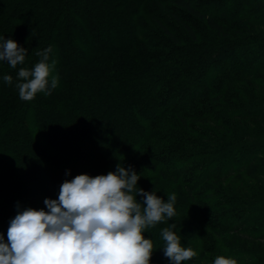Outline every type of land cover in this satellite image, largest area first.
Segmentation results:
<instances>
[{"label": "trees", "instance_id": "1", "mask_svg": "<svg viewBox=\"0 0 264 264\" xmlns=\"http://www.w3.org/2000/svg\"><path fill=\"white\" fill-rule=\"evenodd\" d=\"M237 1L0 0V43L10 38L27 49L16 69L0 61L4 242L17 213L47 210L44 200L58 199L65 180L120 165L139 175L137 189L165 201L177 197L176 215L145 230L154 243L150 264H172L161 231L173 223L181 245L197 253L184 264L228 254L203 235L230 233L211 219L232 192L214 191L226 204L211 203L207 185L228 184L244 169L219 171L236 160L229 149L235 144L224 145L199 125L220 123L219 115L238 118L235 135L244 143L237 155L264 153V97L255 100L264 96V0ZM50 46L58 86L20 99L19 68L32 69L36 53ZM228 203L234 214L246 211Z\"/></svg>", "mask_w": 264, "mask_h": 264}, {"label": "clouds", "instance_id": "2", "mask_svg": "<svg viewBox=\"0 0 264 264\" xmlns=\"http://www.w3.org/2000/svg\"><path fill=\"white\" fill-rule=\"evenodd\" d=\"M51 53L50 46L36 53L40 60L32 69L19 68L15 87L20 99L50 95L58 86ZM26 54L13 39L0 43V61L13 69L25 63ZM3 79L13 83L11 75ZM139 179L132 168L117 165L106 175L79 174L65 180L58 199L44 200L47 210L27 208L10 221L7 242L0 235V264H150L154 243L145 238V230L176 215L177 197L172 193L165 201L155 191L137 189ZM175 227L173 223L161 231L163 252L172 264H184L197 253L181 245ZM213 264L237 260L219 255Z\"/></svg>", "mask_w": 264, "mask_h": 264}, {"label": "rangeland", "instance_id": "3", "mask_svg": "<svg viewBox=\"0 0 264 264\" xmlns=\"http://www.w3.org/2000/svg\"><path fill=\"white\" fill-rule=\"evenodd\" d=\"M253 1L240 0L237 1L236 5L249 6ZM233 4L235 5V3ZM259 97L264 96L259 95L255 100H260ZM262 109L264 111V108ZM219 116L223 119L220 123L199 125L202 128L212 130L224 145L235 144L229 149L231 150L230 154L233 155V160H236L228 161L227 168L221 169L219 167L218 170L226 172L228 168L237 166L240 167L239 170L244 169V171L235 175L228 184L213 182L207 185L211 203L220 202L221 200L223 204H226L223 198L213 195L214 191H221L223 187L227 186L232 192L227 196L228 205L221 208L216 207V218L211 219L213 225L230 226L231 229L228 230L230 232L228 234L223 235L214 230L213 232H204L203 236H205L209 245L213 244V246L228 248L229 252L224 256L236 259L237 264H264V153L255 150L253 154L258 155H254L250 159H242L241 156H238L237 154L242 150L241 144L244 141L241 138L243 136L235 135V129L241 127V121L230 116ZM228 146L230 147V145ZM240 160H244V165L240 164ZM232 201L241 204L246 211L234 214V210L228 203ZM208 237L213 239L208 241ZM219 255H208V262L206 263L195 262L197 264H213L215 258Z\"/></svg>", "mask_w": 264, "mask_h": 264}]
</instances>
